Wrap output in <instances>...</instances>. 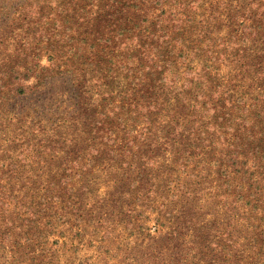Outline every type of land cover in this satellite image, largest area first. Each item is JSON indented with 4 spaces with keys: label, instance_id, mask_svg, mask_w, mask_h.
Returning <instances> with one entry per match:
<instances>
[{
    "label": "rangeland",
    "instance_id": "obj_1",
    "mask_svg": "<svg viewBox=\"0 0 264 264\" xmlns=\"http://www.w3.org/2000/svg\"><path fill=\"white\" fill-rule=\"evenodd\" d=\"M12 1L0 0V172L22 173L0 178V264H264V0H100L95 18L79 0ZM172 12L183 28L166 58L179 73L182 55L201 62L207 81L187 103L137 83L152 106L121 108L104 42ZM19 85L39 92L24 100ZM204 98L217 110H200ZM98 109L114 111L115 147L96 137ZM134 113L150 121L146 141L132 138L143 123L124 136Z\"/></svg>",
    "mask_w": 264,
    "mask_h": 264
},
{
    "label": "trees",
    "instance_id": "obj_2",
    "mask_svg": "<svg viewBox=\"0 0 264 264\" xmlns=\"http://www.w3.org/2000/svg\"><path fill=\"white\" fill-rule=\"evenodd\" d=\"M11 1V0H10ZM18 0H13L10 5H14L17 3ZM78 0H74V3L77 2ZM79 2H83L82 5H77L79 10H85V12L89 13L91 17H97L98 16V11L101 12L103 11L100 7V0H79ZM113 2V0H107V3ZM7 6H9L7 4ZM67 6H64L66 8ZM105 8V6H104ZM67 9V8H66ZM71 11V10H70ZM69 10H66L67 13H71ZM73 11V10H72ZM177 14L174 12L170 13V15L166 18L157 20L155 24L151 23V27L153 29H146L147 32L144 34L142 30H139L137 32L130 33V31L126 29H121L124 31H120L115 35V42L111 43L109 40H107L105 43V47L108 49L106 50V54H110V57H107L106 61L110 64L111 69L110 72L113 73L115 72L116 68V73H114L113 77L116 80V83L118 84L117 91L115 93V98H118L121 104V108H124L125 104H129L130 106H133L137 108L138 110L143 109L146 110L152 105V99H149L145 101V105H141L139 100L136 99L135 97V90L137 87V83H140V87L143 85L148 89L147 91H162L163 93L168 89L169 86L170 89V94H173V100L180 101L187 103L189 100H193V98L188 97V93L193 89L191 86L193 85L194 81L196 80H201L202 83H205L207 80L205 77H207V69L208 67L201 62H197L195 66H192L193 62H189L187 59V55H182L181 57L184 58L183 62H187V67L184 71L179 73L178 67L174 65L176 59L173 60V58H166L167 55H171L174 52L171 50L172 47L175 46V43H171L169 39L175 38L174 34L182 30V20L179 18H176ZM74 17V16H72ZM94 17V18H95ZM157 24H160L162 27H158ZM176 25H179V30L177 29ZM128 32L129 35L126 34ZM147 41L150 43L148 44ZM155 43V46L153 44ZM164 47L165 50L169 49V54H163L161 52V49ZM106 49V48H105ZM115 57V59H113ZM130 58V60H129ZM190 63V64H189ZM192 64V65H191ZM167 69V67H169ZM3 72H1L0 75V80L6 79L2 77ZM162 78V76H164ZM170 75L169 77H167ZM105 77V76H104ZM162 80H160V78ZM121 79H126L127 83H124L121 81ZM182 81L178 83L179 80ZM6 83V82H5ZM224 85L220 89V92L217 95L219 98L221 95H223L224 91L226 90L225 82H223ZM9 85V83H7ZM124 85V87H119V85ZM100 85L104 86L106 83H101ZM147 85V86H146ZM102 86L99 87L101 90ZM6 86L4 84L0 85V88H5ZM224 87V88H223ZM140 88H137L136 91H138ZM184 89V91H183ZM12 94L14 96H22L24 100L29 99L27 96H30V93H38L36 89L32 90V87H23L21 85L15 86L13 88ZM214 94V95H215ZM109 94H104L103 92H98L97 97H102L105 99V97H110ZM170 97V96H169ZM149 98V97H148ZM196 98H201V96H197ZM203 98V97H202ZM61 100L65 102V99L61 97ZM106 101V100H105ZM168 103H172V101H169ZM132 104V105H131ZM172 105V104H171ZM120 105L118 104L117 106H114L113 108L116 110L119 108ZM192 107V106H191ZM190 107V108H191ZM201 107L199 108L200 110H203L205 107L208 108L207 110L210 111V109L217 110V106L209 101V99H205L201 102ZM198 108V106H197ZM210 108V109H209ZM114 111L111 110L108 115H106L105 112H102L101 110L98 109V115L101 117H104L108 121L109 116L112 117ZM140 115H145V114H140V113H134L131 114L124 122H123V132L124 136L130 135L134 129V127L139 123H143L140 126V132H134L132 134V138L135 140L140 139L142 142L146 141L147 138L146 132L149 134L151 133V128L149 127L150 121L146 118L143 120V122H140L141 119L133 120L134 116L139 117ZM15 121V116L11 115L9 123ZM129 122L132 124L129 125ZM129 128H128V126ZM119 128V127H118ZM127 128V131H124V129ZM95 134L96 137L100 140L101 143L110 144L107 141L111 140L113 135L116 138V134H114L113 130L110 128V123L108 122H103L102 120H99L97 122V126L95 127ZM117 139V138H116ZM115 139V140H116ZM225 139V138H223ZM115 140H111L113 145L112 147H115ZM135 140H129L127 142V145L129 150L131 149V146L135 143ZM139 141V140H138ZM165 143L168 142V140H164ZM222 145L223 147L226 146L227 149L232 147L231 142L225 140H222ZM139 146H134V148L138 149ZM102 150L98 148L95 150L97 152L96 157L98 159H94L92 157L87 158L85 164L91 165L93 168L97 167V164L101 160V156L99 154L102 153ZM100 151V152H99ZM118 151H121V149H118ZM110 153H114V150L111 149ZM228 159L227 163H229V166H236L239 164V162L234 161V152L228 153ZM100 157V158H99ZM149 161V159H148ZM149 163H152L153 167H157V164L160 163L159 160L156 159H151ZM85 166L79 167V168H84ZM222 173H219V170L216 171V174L219 177H222L223 175H226L228 178L226 179L227 183H229L230 180V174L227 173V171L223 168L220 169ZM20 169H8V170H1L0 172V178H4L6 181H9V177L7 176L8 173H17L20 174ZM85 170H81L80 172H83ZM235 171V170H234ZM61 175H64L66 173H72L74 176H77V173L73 172V170L69 167L64 168V170H61ZM69 175L65 182L68 180L72 179V177ZM229 174V175H228ZM81 174L79 175V177ZM17 179V178H15Z\"/></svg>",
    "mask_w": 264,
    "mask_h": 264
}]
</instances>
